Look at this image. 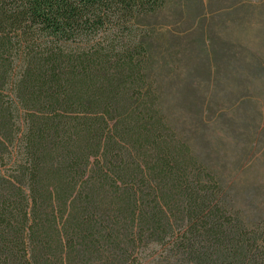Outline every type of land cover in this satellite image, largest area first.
I'll return each instance as SVG.
<instances>
[{"label": "trees", "instance_id": "trees-1", "mask_svg": "<svg viewBox=\"0 0 264 264\" xmlns=\"http://www.w3.org/2000/svg\"><path fill=\"white\" fill-rule=\"evenodd\" d=\"M167 3L0 0V264H264V0Z\"/></svg>", "mask_w": 264, "mask_h": 264}, {"label": "rangeland", "instance_id": "rangeland-1", "mask_svg": "<svg viewBox=\"0 0 264 264\" xmlns=\"http://www.w3.org/2000/svg\"><path fill=\"white\" fill-rule=\"evenodd\" d=\"M237 1L238 0H168L166 8L160 12L157 17L149 19V22L162 30L168 27H171L172 30L175 28L184 30L189 26L194 16L202 14L203 12L209 13V11L215 13L218 11V8L225 5H232ZM209 4L210 6H208ZM174 25L175 27L173 28L172 26ZM243 168L244 167H242V169ZM259 171L264 173L263 168ZM259 181H264L263 174Z\"/></svg>", "mask_w": 264, "mask_h": 264}]
</instances>
